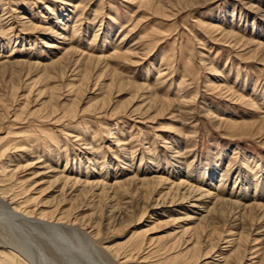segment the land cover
Here are the masks:
<instances>
[{
    "label": "rangeland",
    "instance_id": "374dc122",
    "mask_svg": "<svg viewBox=\"0 0 264 264\" xmlns=\"http://www.w3.org/2000/svg\"><path fill=\"white\" fill-rule=\"evenodd\" d=\"M155 1L0 0L1 4H10L12 10L20 6V10L34 16V24L52 19L51 27L60 32L63 30L46 7H56V13L62 18L66 17L61 16L63 12L71 16L66 26L67 44L49 31L36 32L22 25L9 28L7 35L0 33V114L3 119L0 121V149L16 143L25 145V150L16 151V159L15 153L11 155L15 166L32 163L30 155L44 158L52 150L60 149L66 158L69 156L68 166L78 159H83L88 167L93 163L102 164L103 175L108 179L116 164L117 169L126 167L122 170L125 176L159 174L170 181L176 178L177 170L183 169L202 182L214 168L219 173L218 181H227V187H233L239 178L238 181L248 180V194L264 189V61H261L264 50L255 58L248 54L258 42L264 43V0H211L201 7L190 8L172 0L174 2H167L163 12H156ZM60 4L66 10H60ZM44 12L49 18H42ZM213 26H220L222 30H214ZM225 29L253 40L255 45L250 49L233 47L227 42L231 38L224 35ZM26 34L30 35L28 40L22 38ZM127 43L141 48V53L131 56L130 60L121 57L105 60L109 65L106 72L99 67L101 63L92 62L89 69L94 78L81 92L71 91L69 83H81L85 65L75 62L77 56L73 51L64 54L66 49L73 45L80 52L107 55L113 46L122 48ZM51 44L62 48L47 46ZM19 59L24 63L16 62ZM216 67L237 90L236 95L222 90L226 82L213 81ZM99 73H104L102 78H98ZM113 73L117 79L121 76L133 84L146 82L150 90L137 91L131 83L116 86L112 91L98 89L101 84L111 82ZM181 81H185L182 87L186 98L196 93V101L191 104L175 101H181L184 93L177 85ZM239 93L246 98L251 94L253 102L247 101L245 96L240 98ZM54 95L60 97L54 99ZM155 97L172 99L176 109L160 116L153 107L149 112L145 106L132 112V105L141 106L146 99L152 101ZM43 101L48 104L43 106ZM65 102L79 112L75 117L57 122L55 120L64 115ZM90 105L91 110L84 113ZM16 111L17 118L13 116ZM71 134L84 135L86 139L80 141L89 144L80 143L76 137L69 136ZM246 158L249 163L242 162ZM9 163L4 162L11 175L9 171L14 165ZM2 166L0 160V191L17 195L19 207L27 205L23 185L17 183L16 177H8ZM134 187L132 184L130 189ZM136 200L130 214H137L141 209ZM34 206L31 203L26 209ZM245 214L251 217L255 212ZM34 216L28 215L27 220L17 217L0 201V249L10 250L13 246L21 251V256L26 255L25 259H34V264H184L168 260L161 252H148L147 248L130 261L122 262L100 247L107 241L116 252L130 253L133 242L141 240H130L135 227L113 237L101 235L96 241L91 239L92 247L84 236L65 227L39 225L32 221ZM221 220L227 222V219ZM216 221L222 231L228 229V224ZM172 223L160 225L155 235L171 232L175 227Z\"/></svg>",
    "mask_w": 264,
    "mask_h": 264
},
{
    "label": "bare ground",
    "instance_id": "6f19581e",
    "mask_svg": "<svg viewBox=\"0 0 264 264\" xmlns=\"http://www.w3.org/2000/svg\"><path fill=\"white\" fill-rule=\"evenodd\" d=\"M156 1L154 2L156 12L165 11L167 2H174L172 0ZM210 1L211 0H176V2L184 8L201 7ZM25 4H27V2H25ZM176 6L178 5L176 4ZM19 7L20 6L16 5L15 9L12 10L10 4L0 3L1 34L7 35L9 34V28L22 25L28 26L32 31L36 32L49 31L50 33H53V36L56 38L63 39L61 41L63 44H67L66 40L68 38L66 34V26L70 21L71 16L66 12H63L61 15H66V17L62 18L56 13V7L50 8L49 6H44L47 8L50 15L53 17L55 16V23L60 26V30H63L60 32L51 27L50 24H52L53 21L45 14V12L41 14L43 16L42 18L49 19H42L44 21L42 22L43 24L37 25L32 22L34 16H29L28 12L20 10ZM59 7L62 11L66 10L63 4H60ZM8 24L9 27H6ZM212 28L214 30L221 29L220 26H213ZM223 31L224 35L231 38L230 40H228L229 38L226 39V41L228 40L227 42L233 45V47L245 46L244 48L250 49L253 44L255 45L253 40L245 39L242 35H236L232 30L225 29ZM22 38L26 40L27 38H30V35L26 34ZM47 46L57 48L55 44ZM70 47L71 48L68 50L66 49L64 54L73 51L77 56L75 62L79 63L78 65H85V68L83 69L85 71L84 73L82 72L83 77L81 76V83L77 85L69 83V85H71V91L74 92L75 89L77 92H81L84 87H87L85 85L88 82L90 83L91 79L94 78L91 77L92 75H90L91 72L89 69L92 62L101 63L102 65H99V67H101V70L103 69L102 72H106L108 69L107 66L109 65L105 63V60L117 57L130 60L131 56H136L141 53V48L131 47L128 43L122 48L118 46L116 47V45L113 46L111 48L113 50L107 55H95L90 52H80L77 47L73 45ZM65 48L66 47L63 49ZM262 49L264 50V43L258 42L256 48L249 50L248 54L252 58L258 57V53ZM64 54L62 56H64ZM62 56L60 58H62ZM261 61H264V58H262ZM16 62L24 63L21 59ZM56 62L58 61H55V63ZM44 65L47 67L49 66V64ZM215 71L216 75L213 81L226 82L224 87H221L222 90H225V92H228L230 95H236L237 90L233 88V85H231L227 77L221 73V70L216 67ZM80 73L81 71L79 74ZM100 73L98 74V78H102L104 74ZM79 74H74L73 76ZM112 76L113 78L110 83H103L97 88L112 91L116 86L131 83L130 81L123 79L121 76H119L120 79H117L114 73ZM117 81L119 84L116 83ZM144 83L131 84L135 85L137 91L150 90L148 87L149 85L147 84V86ZM184 84L185 81H181L177 84L180 92L184 91V88L182 87ZM95 85L98 84L95 83ZM239 87L242 88L241 85ZM184 94L185 91L181 101L179 100L177 102V99H175L176 103L191 104V101H196V93L189 96V99L186 98L187 95ZM55 96L56 95H54V99L58 96L60 97V95ZM107 96L108 95H106V97ZM244 96L245 94L239 93L240 98H243ZM249 96L250 97L247 96V98L245 96L244 98L249 102H253L252 95L249 94ZM151 99L152 101H147L146 99V102L143 103V105H139L140 107L132 105L131 108H134L132 109V112H138L143 106H145L144 109L147 107L146 110L149 112V109L153 107L156 108L157 115L160 116L165 115L169 110L171 113V110L176 109V107L173 108L176 103L172 99L160 97ZM105 100L106 98L103 99V101ZM75 103L77 102L75 101ZM47 104V101L42 102L43 106H46ZM62 106H65V110L63 109L65 112L62 117L55 120L57 122L67 117H75L77 112H79L73 111V106L67 102L63 103ZM91 107L92 106L90 105L84 109V113L85 110L90 111ZM17 113L18 111L13 113L15 118L18 116ZM51 116L52 115H47L48 118ZM1 117L2 113L0 114V121L3 120ZM55 117L52 118L55 119ZM69 136L76 137L75 140L77 141L86 139L82 134H71ZM70 140L71 139L67 140L68 144ZM80 143L89 144L87 141H80ZM23 147H25L24 144L16 143L15 145L10 144L0 149V160L3 164L2 167L4 168V173L8 177H16L17 183L23 185L24 196H27L24 202H26L27 205L31 203L35 204L33 209H26L27 205L19 207L16 205L19 201L17 200V195H7L5 191H0V201H2V203L5 204L17 217L26 218L28 215H36L32 218L33 222L45 227L48 226L61 229L62 227H65L74 233L84 236L92 247H94V245L91 239H95L96 241L101 235H105V237L107 236L106 238L113 237L128 228L135 227L136 229L132 231L133 234L130 236V240L137 241L136 238H141V240L139 243L133 242L134 244L131 245L130 253L116 252L114 247L107 241L102 242L103 246H100L104 251L111 254V256L115 255L114 258L122 259V262L130 261L133 256L135 257V255H139L142 251L144 252L143 249L146 250L147 248L150 250H148V252H161L167 255L168 260H178L184 264H264V189H258L255 193L248 194L247 185L249 183L246 179L244 181H238V178L233 187H227V181H223V179L218 181V177L216 176L219 173L214 168L212 169L213 173L208 177L205 176L207 178H204L202 182L197 180L198 178L196 179L194 175L186 174L183 169L177 170L176 174L174 173L176 178L172 181L159 174L150 177H139L136 174L125 176L123 175L125 173L122 170L126 169V167L123 166L120 167V169H117L118 164H116L117 167L115 171L112 169L113 172H111L113 174L111 178L108 179L103 175L104 169L102 164L93 163L91 164V167H88V165L85 166V163L81 161L83 159H78L80 162H73L71 166H68L70 162L68 158L69 156L66 158L65 154H63L60 149L52 150L44 158L42 155L34 154L35 157L30 155L33 157L32 163L15 166L13 161H15L17 157L16 151L25 150L26 148ZM14 153L15 159H12L11 155ZM4 158L10 162V165L13 164L16 167L13 166L9 171L11 175L8 174L7 165L4 164L6 161ZM94 159L96 160L97 158L94 157ZM63 161L65 162L62 167ZM242 162L247 163L248 159L246 158V160ZM113 168H115V165ZM237 182L238 185L236 184ZM45 184L47 185L46 187L44 186ZM132 184L135 185V187L130 189ZM240 186H243L244 189ZM34 194L37 195L34 196ZM24 196L22 198H24ZM20 198L21 197H19V199ZM135 199H137L138 208L141 207V209L137 214H130L133 211H131V209ZM22 211H25L27 216H24ZM247 211L255 212L254 216L249 217L248 214H245ZM173 214L183 215L174 217ZM165 218H168V220H162ZM27 219L29 218H26V220ZM221 219H227V222H225L226 220L223 221ZM216 220L228 224V229L222 231L218 227L219 225ZM249 220L250 222H247ZM171 222H173L172 225L175 224V227L171 232L160 236L155 235V231L160 225H167ZM152 223L154 224L152 225ZM76 225H82L83 228L88 231ZM144 226L148 227L143 228ZM11 248L10 250L0 249V264L35 263L33 261L34 259L31 260L33 263L28 258L25 259L26 253L24 254L25 256L22 255L23 258L20 254V250L13 246H11Z\"/></svg>",
    "mask_w": 264,
    "mask_h": 264
}]
</instances>
